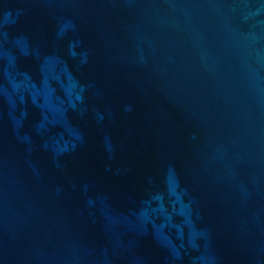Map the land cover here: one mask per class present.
I'll list each match as a JSON object with an SVG mask.
<instances>
[{
    "label": "water",
    "instance_id": "1",
    "mask_svg": "<svg viewBox=\"0 0 264 264\" xmlns=\"http://www.w3.org/2000/svg\"><path fill=\"white\" fill-rule=\"evenodd\" d=\"M0 264H264V0H0Z\"/></svg>",
    "mask_w": 264,
    "mask_h": 264
}]
</instances>
